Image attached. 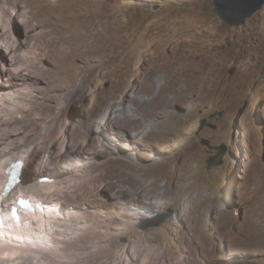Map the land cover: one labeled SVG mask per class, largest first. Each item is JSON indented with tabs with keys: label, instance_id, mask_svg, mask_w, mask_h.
Masks as SVG:
<instances>
[{
	"label": "rangeland",
	"instance_id": "obj_1",
	"mask_svg": "<svg viewBox=\"0 0 264 264\" xmlns=\"http://www.w3.org/2000/svg\"><path fill=\"white\" fill-rule=\"evenodd\" d=\"M151 76L159 123L131 101ZM12 141L39 147L22 180L36 212L13 230L19 184L0 235L23 253L0 264H264V6L233 27L213 0H0Z\"/></svg>",
	"mask_w": 264,
	"mask_h": 264
},
{
	"label": "bare ground",
	"instance_id": "obj_2",
	"mask_svg": "<svg viewBox=\"0 0 264 264\" xmlns=\"http://www.w3.org/2000/svg\"><path fill=\"white\" fill-rule=\"evenodd\" d=\"M9 46H7V47H12L13 45L10 43V41H9ZM172 85V84H171ZM163 86V85H162ZM157 87H158V85H156V82H154V77H150L149 79H148V82L145 84V85H143L139 90H138V94H136L135 92V98L133 99V100H131V101H134V104H135V106H136V110H138V111H142V112H144L145 113V118L147 119V120H150V119H154L155 121H156V123H159V121L156 119L157 117V115L159 116L162 112H164L165 111V113L168 115V118L169 117H171V114L169 113V111H168V109H169V105H168V102H167V95L163 92V91H160V92H158L157 91ZM159 90H162V89H159ZM166 91V90H165ZM164 94V97L162 96ZM160 95L162 96V98H163V100H162V102L160 103ZM130 102V101H129ZM131 103V102H130ZM150 104H153V108L152 109H149L148 111H146V109H147V107L150 105ZM111 106H112V108L113 109H115V108H117V107H120V106H124V105H126V98L125 97H123V98H121L120 100L119 99H114L112 102H111V104H110ZM152 106V105H151ZM162 107L163 109L162 110H158L159 109V107ZM128 107V106H127ZM150 107V106H149ZM123 109H126V107L125 108H123ZM122 109V110H123ZM132 110V109H131ZM159 111V112H158ZM117 115V114H116ZM122 115H125V113H123ZM165 115V114H164ZM114 117V116H113ZM163 117V116H162ZM109 117H106V116H104L103 118H102V120H101V122H100V125H103V124H106L107 123V119H108ZM111 118V117H110ZM110 118H109V120H110ZM115 118H117V116H115ZM108 120V121H109ZM117 120V119H116ZM136 120V119H135ZM146 120V121H147ZM154 120H153V122H154ZM111 121H112V118H111ZM149 122V121H148ZM162 122V121H161ZM150 123H151V121H150ZM155 123V122H154ZM22 124L25 126V124L23 123V121H22ZM140 126V125H139ZM26 127V126H25ZM144 131V130H143ZM141 133V132H140ZM140 133H138L137 134V137H138V135L140 134ZM46 137H48V136H46ZM45 141V140H44ZM47 141V140H46ZM50 141V140H49ZM13 142V141H12ZM2 142H0V144H1ZM11 143V142H10ZM46 143V142H45ZM41 144V143H40ZM0 146H6L7 148H4V150H5V153H4V151H2V150H0V151H2V152H0V195H1V193H2V191L4 190V188H5V186H6V184H7V182H8V180H9V175L11 174V172L12 171H14L15 169H21V164H16L14 167H12V165L14 164V162H18V161H20V160H22V161H24L25 162V166H24V169H23V173H22V180H24L23 179V176L26 174H24V171L26 170V169H28V168H30L31 167V165H32V163L34 162V159H35V157L38 155V153H39V147L38 146H36V147H31L29 150H27V151H23V150H21L20 149V147H19V145L18 144H15V142H13V143H11V144H9L8 143V145H7V143L5 144V145H3V144H1ZM8 150V151H7ZM7 151V152H6ZM11 167V169L9 170V168ZM23 167V166H22ZM37 169V168H36ZM22 183H23V181L20 183V185H21V191H20V194H22V196H24V195H28V196H30L26 191H24L23 190V187H22ZM20 185L16 188V189H18L19 187H20ZM2 189V190H1ZM15 189V190H16ZM14 190V191H15ZM13 191V192H14ZM12 192V193H13ZM180 192V191H179ZM12 193L9 195V197L8 198H12ZM152 197H156L157 196V194H154V195H151ZM39 203H40V200L37 202V206L39 205ZM38 208H40L39 206H38ZM21 212L22 211H20V214H21ZM24 212H29V213H34V212H36V206H35V210L34 211H28V210H25ZM36 215V214H35ZM21 216H22V214H21ZM40 216H44V214L43 215H40ZM39 216V217H40ZM7 220V219H6ZM11 222L10 223H12L13 225L15 224V223H22V219H21V221H17V220H15L13 217H12V219L10 220ZM29 223H31L30 221H29ZM23 225H24V229H25V223H22ZM40 224V223H39ZM5 225V224H4ZM7 225H8V223H7ZM13 225H11V226H8L9 228L10 227H13ZM22 225V226H23ZM29 228V227H28ZM11 230V229H10ZM13 230H17V229H15V225H14V227H13ZM10 236V235H9ZM10 243H12V240H10V239H8L6 236H3V235H0V247L1 248H4L3 249V253H1V257H2V255L4 256L5 255V257L7 256V257H9V255H13V260H11L10 262H13V261H15V260H17L18 258H19V256H20V254H22L23 253V251L22 250H18V249H14V248H12L13 246L11 245L10 246ZM6 246V247H5ZM94 246H96V247H98V248H100V249H105V250H107V252L106 253H104L105 255L107 254H109V255H114V254H117V253H115L114 251H110V252H108L109 250H108V247L107 246H105V245H101V244H97V245H94ZM94 246H92V247H94ZM99 250V249H98ZM105 255H101V256H105ZM28 259V258H27ZM26 259V260H27ZM10 260V259H9ZM106 260V259H105ZM74 264H84V262H78V263H74ZM98 264H103V262L102 261H100Z\"/></svg>",
	"mask_w": 264,
	"mask_h": 264
},
{
	"label": "water",
	"instance_id": "obj_3",
	"mask_svg": "<svg viewBox=\"0 0 264 264\" xmlns=\"http://www.w3.org/2000/svg\"><path fill=\"white\" fill-rule=\"evenodd\" d=\"M214 10L220 19L229 26L237 27L245 24L246 20L257 13L263 6L264 0H213ZM221 151L217 158H211L207 162L209 169L221 164ZM171 212L164 214L158 222L144 226L142 229L160 226Z\"/></svg>",
	"mask_w": 264,
	"mask_h": 264
},
{
	"label": "clouds",
	"instance_id": "obj_4",
	"mask_svg": "<svg viewBox=\"0 0 264 264\" xmlns=\"http://www.w3.org/2000/svg\"><path fill=\"white\" fill-rule=\"evenodd\" d=\"M25 163V162H24Z\"/></svg>",
	"mask_w": 264,
	"mask_h": 264
}]
</instances>
